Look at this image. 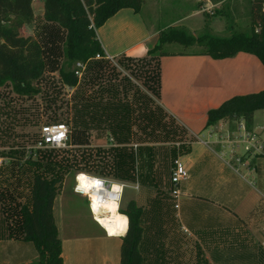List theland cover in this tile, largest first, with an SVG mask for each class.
<instances>
[{
  "label": "crops",
  "instance_id": "1",
  "mask_svg": "<svg viewBox=\"0 0 264 264\" xmlns=\"http://www.w3.org/2000/svg\"><path fill=\"white\" fill-rule=\"evenodd\" d=\"M35 2L38 0L32 2L33 12ZM43 2L40 0V8ZM240 5L251 7V0H144L141 13L130 8L119 10L96 29L102 58L118 66L120 59L145 57L152 39L168 28L201 36L197 33H203L209 20L206 12L215 14L228 6L232 11ZM195 18L201 20L200 30L190 24ZM211 19L209 28L217 20ZM165 23L168 25L163 28L161 24ZM170 46L181 49L179 45ZM158 74L157 105L179 128L181 146L169 151V162L179 158L188 175L180 185L181 198L175 209L168 167L160 176L156 165L147 167L143 157L139 160L141 153H146L145 147L140 148L135 160L140 186L134 192L143 187L147 192L129 198L124 205L134 201L142 207V264H264V195L247 180L254 178L251 171L238 174V164L247 169L246 163L236 157L225 158L235 148L220 141L215 128L205 125L207 112L224 101L264 90L262 63L256 56L241 52L219 61L205 55L170 53L158 58ZM204 132L214 140L202 142L200 135ZM8 166L11 172L2 171L5 166L0 168V174L9 178L0 181V264H35L37 251L32 242L23 241L19 215L20 207L31 203L32 184L29 170L25 171L30 166L14 162ZM52 216L63 264H119L125 233L107 234L94 221L84 196L58 189Z\"/></svg>",
  "mask_w": 264,
  "mask_h": 264
},
{
  "label": "trees",
  "instance_id": "2",
  "mask_svg": "<svg viewBox=\"0 0 264 264\" xmlns=\"http://www.w3.org/2000/svg\"><path fill=\"white\" fill-rule=\"evenodd\" d=\"M33 1L0 0V88L10 85L15 94L23 97L35 94L32 83L43 78L46 68V60L43 57V48L40 43L32 36L23 35L21 32L23 26L30 25L33 21L34 13L31 6ZM143 2L144 0H44L43 19L65 31L64 61L58 70V76L63 85L71 89L77 88L79 78L74 75L75 70H72V67L78 62L88 65V71L91 73L95 67L103 66L104 58L100 60L94 58L95 55L100 57L104 55L96 37V29L119 10L130 8L137 14L141 13ZM250 8L251 28L248 33L236 32L230 37H215L209 34L194 37L184 29L170 28L162 34L159 46L154 47L148 53L158 52L159 58L170 53L205 55L219 61V59L232 58L241 52L256 56L262 63L264 71V0H251ZM170 44L181 46V50L172 52L160 48L170 46ZM132 60L134 58L120 59L118 65L124 71H132L130 69ZM156 74L157 89L146 88L158 98V64ZM157 109L163 113L158 105ZM103 110L111 111L112 120L110 122L113 124L111 133L114 135L122 133L123 135L121 142L117 140L121 148L116 145L98 150L95 160H91V154L86 153L87 150H62L60 151L62 154H59L61 156L58 155L59 168L63 173H69L72 168H76L79 171H93L92 173L98 176L113 175L114 178L133 182L136 174L134 173L135 160H138L140 148L135 157L129 152L132 150L129 149V143H127L131 135L129 128L131 110L123 104H115L109 109L99 107L97 112L94 111L91 115L93 117L88 118L87 121L84 118L87 112H83L80 121H85L83 122L85 127L88 122L99 123L102 119H96L94 116L98 114V111ZM257 110H264V90L253 94L238 95L224 101L219 108L207 112L205 125L211 127L221 120L229 122L241 120L247 130L253 131V117ZM148 117L155 118L157 122L161 120L154 113ZM74 121L77 126L78 120ZM73 141L71 145L79 148V141L77 139ZM143 149L148 153L149 160L151 159L147 167L154 165L152 150ZM67 152L70 157L66 155ZM27 163L30 167L39 168L35 161ZM60 182V177L48 179L36 172L31 179V203L29 206L22 205L19 209L23 241L32 242L37 251L38 258L35 264H63L61 241L57 236V228L52 216L54 199ZM119 213L128 219L127 230L121 238L119 264H142V255L139 252L143 237L140 223L142 207L130 201L125 207H120Z\"/></svg>",
  "mask_w": 264,
  "mask_h": 264
},
{
  "label": "rangeland",
  "instance_id": "3",
  "mask_svg": "<svg viewBox=\"0 0 264 264\" xmlns=\"http://www.w3.org/2000/svg\"><path fill=\"white\" fill-rule=\"evenodd\" d=\"M144 3V2H143ZM40 0L34 3V18L30 25L23 26L21 32L23 35L32 36L36 41L40 43L43 48V57L46 60V68L43 74V78L32 83V88L35 89V94L30 96H20L13 92L10 85L0 88V149H3L9 156L21 160L23 157L24 149L27 145H32L39 136V128L44 124L50 123H65L70 129L69 146L70 150L79 149L80 151L87 150L86 153L91 154L92 159L95 160L98 150L115 147L116 145L121 148L117 143L122 141V133L112 134L113 124L110 112L111 111H98V114L94 118L102 119L101 122H88L85 127V121H80L83 112H87L84 118L87 119L94 111L97 112L98 108H111L113 105H127L131 110V119L129 128L131 130L130 139L127 143H133L135 145H141L137 149L133 148V144L129 147L130 153L136 156L139 148H148L152 150L153 162L156 165L157 173L161 176V173L165 171L167 166L170 173L172 164L169 162V151L180 149L178 144L180 142L177 126L170 121L165 114L161 113L157 109L158 98L153 96L151 92L147 91L150 87L151 90L157 89V64H158V52H150L154 47L159 46L162 34H165L170 28L164 32H159L157 36L152 39L148 46V51L145 57L134 58L131 61L130 69L132 71H124L119 65L114 62L105 60L103 66L95 67L92 73L88 71L86 64L82 69L81 77L76 89L68 88L63 85L60 77L58 76V70L62 65L63 59V46L65 39V31L57 25L47 23L43 19V5L42 8L38 6ZM200 4H203L201 2ZM198 4V6H200ZM204 8V7H203ZM201 8V9H203ZM229 8V6H228ZM227 7H222L215 14H212V10L206 12L208 19L206 20V26L203 33L213 35L215 37H230V35L239 33H248L250 25V6L245 5L238 7V9L230 11ZM146 17V11L142 13ZM212 17L217 18L214 21L211 28L209 23L212 21ZM220 20H219V19ZM199 19L195 18L190 24L193 25L194 30L201 28ZM221 21V22H220ZM186 24V23H185ZM183 24V26L185 25ZM168 24H161L163 28ZM92 23V27H93ZM180 26V27H183ZM200 30V29H199ZM201 33V34H203ZM201 35L200 33H197ZM164 51L179 52L181 49L171 46H161ZM97 60V59H96ZM100 60V59H98ZM81 63V62H80ZM78 64V63H76ZM76 64L72 67V70H76ZM102 68V69H101ZM99 71L98 73H96ZM97 74V75H96ZM147 87V88H146ZM84 108V109H83ZM97 108V110H94ZM158 116L160 122L150 116V114ZM77 121V126L75 121ZM158 119V118H157ZM108 121V123H107ZM84 122V123H83ZM104 122V123H103ZM253 131L246 129L247 134H255L257 147H261L259 150L253 148L249 152L245 151V144L239 143L235 146V150H232V155L228 154L225 158L232 159L238 158V161L246 163L247 169L238 164V174H246V171L250 173L254 178L248 177V181H252L257 189L259 188L264 195V110H257L253 117ZM246 126V125H245ZM216 129L214 134L220 141L225 140L223 135L232 133V138H237L241 133L238 132V122L220 121L214 126ZM223 127V128H221ZM214 129V130H215ZM213 130V131H214ZM201 141L210 142L214 140L213 137H208L207 133L200 135ZM77 139L80 147L77 148L72 144V141ZM112 139V143L109 142ZM245 140V135L243 136ZM118 140V141H117ZM74 142V141H73ZM120 144V143H119ZM132 151V152H131ZM141 152V151H140ZM59 154L56 151H45L40 155L35 164L39 167H29L25 171H28L30 180L33 175L38 172L43 177L51 179L53 177H60L61 182L59 190L70 189L74 192L75 176L78 173H86L94 177H104L112 180H120L114 178L113 175H96L91 171L86 172L84 170L79 171L76 168H72L69 173H63L59 168L58 163ZM59 155V156H58ZM70 157V154H67ZM144 155V156H143ZM148 153H141V157L144 159V164L149 165L151 162ZM17 164V162L13 161ZM20 164V163H18ZM138 163H135V172L138 175L139 168ZM29 166V164H23ZM5 170L11 172L10 166H5ZM18 167V171H20ZM149 171V169H147ZM6 173V172H5ZM20 173V172H18ZM65 174V175H64ZM26 175V172H23ZM64 175V176H63ZM169 176V175H168ZM26 178V177H25ZM135 178V177H134ZM5 175L0 174V181L8 180ZM1 183V182H0ZM6 185L2 183L1 186ZM144 188V187H143ZM140 192L133 191L126 188L122 194L120 207H125V202L129 198L135 199L139 193H145L144 189ZM180 188V185H179ZM6 193V192H5ZM78 222V221H77ZM93 227V226H92Z\"/></svg>",
  "mask_w": 264,
  "mask_h": 264
},
{
  "label": "built area",
  "instance_id": "4",
  "mask_svg": "<svg viewBox=\"0 0 264 264\" xmlns=\"http://www.w3.org/2000/svg\"><path fill=\"white\" fill-rule=\"evenodd\" d=\"M95 59H101L99 55H95ZM110 60L109 58H107ZM84 68V65L80 62L76 64V70L74 72V75L77 77H81L82 69ZM239 129L238 132L241 130L240 135L237 138H232V133H228L226 135H223L224 139L223 141L228 142L231 145H239L245 144L246 147L244 148L246 152H249L251 148L255 149L256 151L259 150L261 147H257L256 145V136L253 134H247L246 135V126L243 121L239 120ZM223 128V127H221ZM245 135V140L243 139V136ZM69 136H70V129H68L67 125L65 123H50V124H44L39 128V136L38 139L32 144L27 145L24 149L23 157L21 160H18L16 158H13L6 154L3 149H0V168L3 166L10 165L13 161L20 163L19 165L27 164L29 161H37L38 158L42 153L45 151H62L66 149H71V146H69ZM109 142L112 143V139H109ZM138 145L133 144V148L137 149ZM235 147V146H233ZM172 167L169 173V180H170V197H172L175 201L174 208L178 209L179 207V200L181 198V192L179 185H181L182 182L187 180V170L182 163V161L179 160V158H175L172 160ZM83 174V177H87L90 180H93L94 182V189L91 188L88 190H84L82 188H79L81 182L79 180V175ZM75 176L74 182V194H77L79 196H84L89 201V207L91 215L94 219V221L98 224V219L101 215V213H97L94 211V203L96 204V208L99 210L102 203L107 198V195H114L115 202L118 203V207L116 212H119L120 209V202L121 197L126 188H129L131 190H138L139 189V180H137V175L135 174L134 181L132 183H129L127 181L122 180H112L107 179L104 177H94L91 175H88L86 173L81 172ZM114 187L116 189L114 190ZM94 193V198L97 197V202L92 198V194Z\"/></svg>",
  "mask_w": 264,
  "mask_h": 264
},
{
  "label": "bare ground",
  "instance_id": "5",
  "mask_svg": "<svg viewBox=\"0 0 264 264\" xmlns=\"http://www.w3.org/2000/svg\"><path fill=\"white\" fill-rule=\"evenodd\" d=\"M81 173L79 176V180L81 182L79 188L84 190L94 189L93 180L88 179L86 176L83 177ZM116 187H114V190ZM94 193L92 194V198L97 202V197L94 198ZM96 204L94 203V211L97 213H101L98 219V224L103 227V229L107 232V234L112 236L122 235L126 232L128 226V219L121 215L119 212H116L118 203L115 202L114 195H107V198L102 203L99 210L96 208Z\"/></svg>",
  "mask_w": 264,
  "mask_h": 264
}]
</instances>
